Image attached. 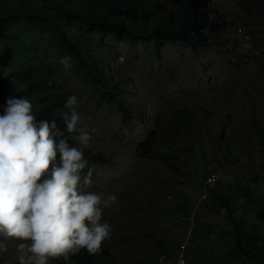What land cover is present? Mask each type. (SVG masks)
<instances>
[{"label": "rangeland", "instance_id": "374dc122", "mask_svg": "<svg viewBox=\"0 0 264 264\" xmlns=\"http://www.w3.org/2000/svg\"><path fill=\"white\" fill-rule=\"evenodd\" d=\"M211 4L219 22L227 25L226 29L232 33L223 34L226 29L220 30L206 46L196 49L164 43L159 57L151 40L135 44L134 37L119 39L89 25L66 21L42 0H4L0 3V17L18 15L26 7L54 15L70 41L80 49L86 41L83 54L89 59L98 56L97 62L104 67L103 76H98L96 71L86 75L84 63L71 58L72 66L65 71L58 61L68 56L66 49L58 41L55 31L46 24L35 25L22 17L9 26L0 27V69L15 81L10 94L26 98L20 95L26 85L22 71L35 66L50 73V78L55 81L54 92L61 91L67 98L78 97L75 110L80 114V122L73 137L74 145L94 155L89 162L92 184L87 191L102 193L105 198L116 197V203L104 209L101 221L109 223L113 229L111 238L103 242L95 255L104 264H114L115 253L136 254L137 244L147 246L145 238L137 236L139 231L150 229L149 225L139 223L138 213L147 210H136L134 205L138 191L150 188L147 167L158 163L155 156L161 152V147L154 146V141L142 156L144 151H139V145L152 131L160 135V130L171 119L166 117L165 121L164 115L155 122L154 111L171 109L173 115L194 107L189 100L193 98L200 101L194 105L205 116L204 112L217 113V108L224 104L215 102L228 98L233 108L226 107V110L230 109L226 112L228 119L251 121L264 128V86H254L259 76L264 81V65H259L261 68L257 71H250L258 66V61L264 63V0H211ZM245 33L252 35L254 56L247 65L239 61ZM108 63L112 70L107 68ZM185 86L187 89L184 90ZM149 92L154 94L158 105L149 100ZM107 93L116 94V98L113 97L118 103L109 102L104 95ZM174 96L179 99L171 100ZM165 101L170 103L164 106ZM5 107L0 100V115L4 114ZM65 111L71 110L66 108ZM147 111L154 121L152 126L143 119V113ZM80 130L91 136L89 147L78 145L75 137ZM174 139L171 145L178 149L186 136L175 135ZM84 171L86 173L88 169ZM159 175H164L163 169ZM153 230L156 232L158 228L153 227ZM155 234L158 236L159 232ZM113 240L118 241V245ZM15 243L10 242L7 252L0 253V264H18ZM86 255L88 253L82 251L71 259L80 264ZM51 264L64 262L53 260Z\"/></svg>", "mask_w": 264, "mask_h": 264}, {"label": "crops", "instance_id": "0c3cea01", "mask_svg": "<svg viewBox=\"0 0 264 264\" xmlns=\"http://www.w3.org/2000/svg\"><path fill=\"white\" fill-rule=\"evenodd\" d=\"M228 30L223 34L232 33ZM258 62L256 65H264ZM258 66L250 71H257L261 68ZM256 82L257 88L264 86L260 76ZM153 95L149 92L148 98L157 104ZM189 100L194 107L173 115L171 109L154 111L155 122L164 115V120L171 119L155 138L154 146L161 147V152L155 156L158 163L147 167L150 188L138 191L134 205L136 210H147L138 213L139 223L150 229L137 233L145 238L147 246L137 244L136 254H113L114 264H158L160 256L173 252L185 235L186 217L200 195L202 180L223 156L232 164L234 176L226 178L224 186L210 189L196 220L191 239L194 250L188 264H264V199L241 185L243 181L264 180V128L251 121L228 119L226 112L233 109L228 98L215 102L224 104L217 108L218 115L215 111L204 112L205 116L194 105L200 101ZM167 103L170 102L165 101L164 106ZM175 135L186 136L178 149L171 145L177 139ZM113 242L118 245V241Z\"/></svg>", "mask_w": 264, "mask_h": 264}, {"label": "clouds", "instance_id": "9594fccd", "mask_svg": "<svg viewBox=\"0 0 264 264\" xmlns=\"http://www.w3.org/2000/svg\"><path fill=\"white\" fill-rule=\"evenodd\" d=\"M58 63L65 71L72 66L70 56ZM77 106L78 97L69 96L65 107L71 111L63 114L67 133L78 131ZM75 139L90 146L87 131ZM91 184L83 148L70 145L55 121H37L29 99L10 96L0 115V253L17 242L18 264H75L71 258L82 251L96 255L113 233L101 221L116 197L87 191Z\"/></svg>", "mask_w": 264, "mask_h": 264}, {"label": "trees", "instance_id": "16d2710c", "mask_svg": "<svg viewBox=\"0 0 264 264\" xmlns=\"http://www.w3.org/2000/svg\"><path fill=\"white\" fill-rule=\"evenodd\" d=\"M42 2L54 7L57 16L77 25L86 24L100 32L114 34L119 39L134 37L135 44L151 40L159 57L164 43L196 49L206 46L220 30L227 28V25L219 22L211 0H42ZM22 17L32 24H46L52 28L68 56L84 63L86 75H92L96 71L98 76H103L104 67L97 62L98 56L94 55L89 59L83 54L86 41L85 46L78 48L70 41L54 15L26 7L18 15L1 16L0 27L9 26L14 20ZM107 68L109 69V63ZM22 73L26 78V85L20 95L32 102L33 114L37 121L47 120L49 123L55 121L59 132L64 134L70 145H74L73 137L77 132L67 133L63 121L67 96L61 91H53L55 81L50 78L49 72L31 66L23 69ZM14 83L13 77L5 76L0 69V100L5 105L7 99L13 96L10 91ZM118 92L120 94V90ZM104 95L109 102L118 103L115 99L116 94ZM156 135L157 131L150 132L147 140L139 145V151H144L142 156L154 143ZM83 152L88 162L94 159L90 151ZM100 260L101 258L88 254L80 264H104Z\"/></svg>", "mask_w": 264, "mask_h": 264}, {"label": "built area", "instance_id": "2783aa9c", "mask_svg": "<svg viewBox=\"0 0 264 264\" xmlns=\"http://www.w3.org/2000/svg\"><path fill=\"white\" fill-rule=\"evenodd\" d=\"M4 0H0L2 3ZM252 35L245 33L241 49L242 55H240V62L244 64H250L253 60V49L251 48ZM244 52V53H243ZM242 57V58H241ZM257 58V57H255ZM109 70H112L111 64ZM150 111L143 113V119L145 123L154 124ZM234 176L233 166L229 163L226 156L220 157L218 161L212 166L211 172L204 177L201 183L200 195L192 205L189 213L186 217V228L183 239L175 246L174 251L164 254L159 258V264H179V260L183 259L185 264H188V259L193 254V246L191 243L193 231L197 228L196 220L203 204L207 201L210 194V189L215 187L224 186L226 178H232ZM241 185L251 191L257 192L264 199V180L262 181H243Z\"/></svg>", "mask_w": 264, "mask_h": 264}]
</instances>
